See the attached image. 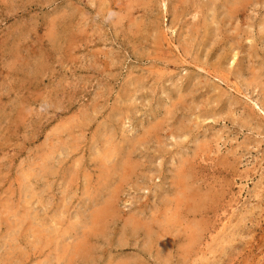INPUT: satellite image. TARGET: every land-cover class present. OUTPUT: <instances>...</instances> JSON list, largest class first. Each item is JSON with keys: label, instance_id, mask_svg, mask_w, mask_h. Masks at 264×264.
Instances as JSON below:
<instances>
[{"label": "rangeland", "instance_id": "374dc122", "mask_svg": "<svg viewBox=\"0 0 264 264\" xmlns=\"http://www.w3.org/2000/svg\"><path fill=\"white\" fill-rule=\"evenodd\" d=\"M132 263L264 264V0H0V264Z\"/></svg>", "mask_w": 264, "mask_h": 264}, {"label": "bare ground", "instance_id": "6f19581e", "mask_svg": "<svg viewBox=\"0 0 264 264\" xmlns=\"http://www.w3.org/2000/svg\"><path fill=\"white\" fill-rule=\"evenodd\" d=\"M212 1H213V0H212ZM225 1H226V0H225ZM212 3H213V2H212ZM222 3H223V2H222ZM222 3H221V4H222ZM231 3H232V2H231ZM221 4H220V5H221ZM231 5H232V4H231ZM250 5H251V4H250ZM216 6H217V5H216ZM221 6H222V5H221ZM226 6H227V5H226ZM222 7H223V6H222ZM228 8H229V7H228ZM238 8H239V7H238ZM220 9H221V8H220ZM235 9H236V8H235ZM217 10H218V9H217ZM217 10H216V11H217ZM232 10H233V9H232ZM238 10H239V9H238ZM213 11H214V10H213ZM205 13H206V12H205ZM240 13H241V12H240ZM234 14H235V13H234ZM234 14H233V15H234ZM224 16H225V15H224ZM226 17H227V16H226ZM226 17H225V18H226ZM173 19H174V18H173ZM223 19H224V18H223ZM237 24H238V23H237ZM212 27H213V26H212ZM214 27H215V26H214ZM142 30H143V29H142ZM141 32H142V31H141ZM212 33H214V32H212ZM215 33H216V32H215ZM251 34H252V33H251ZM216 35H217V34H216ZM218 35H219V34H218ZM208 36H210V34H208ZM208 36H202V37H207V38H208ZM209 38H210V37H209ZM203 39H205V38H203ZM205 40H206V39H205ZM201 42H202V41H201ZM205 42H206V41H205ZM203 43H204V42H203ZM200 44H201V43H200ZM227 44H228V43H227ZM158 50H159V49H158ZM218 55H219V54H218ZM250 61H251V60H250ZM260 85H261V84H260ZM171 102H172V101H171ZM99 125H100V124H99ZM132 143H133V142H132ZM139 143H140V142H139ZM139 143H136V145L139 144ZM132 145H133V144H132ZM130 148H131V147H130ZM132 148H133V147H132ZM135 148H136V147H135ZM129 150H131V149H129ZM129 150H128V151H129ZM122 153H123V152H122ZM128 154H129V153H128ZM126 158H127V157H126ZM126 161H128V160H126ZM126 161H125V162H126ZM121 162H122V161H121ZM121 162H119L120 165H121ZM194 163H195V162H194ZM122 164H123V163H122ZM128 164H129V163H127L126 166H128ZM120 165H119V166H120ZM193 165H194V164H193ZM121 166L125 167V164H124V165H121ZM121 166H120V168H121ZM183 166H184V165H183ZM183 168H184V167H183ZM192 168H193V167H191V169H192ZM118 169H119V168H118ZM124 170H125V168H124ZM189 171H191V170L189 169ZM189 171H188V172H189ZM181 172H182V171H181ZM184 172H185V171H184ZM177 173H178V172H177ZM192 173H193V172H192ZM179 174H180V173H179ZM179 174H178V175H179ZM193 174H194V173H193ZM176 176H177V175H176ZM192 176H194V175H192ZM177 178L179 179V177H177ZM192 178H193V177H192ZM192 178H191V179H192ZM193 179H194V178H193ZM195 179H196V178H195ZM196 180H197V179H196ZM196 180H195V181H196ZM183 181H184V180H183ZM192 183H193V182H192ZM196 183H197V181H196ZM178 184H179V182H178ZM184 184H185V183H184ZM188 184H189V183H188ZM185 185H186V184H185ZM176 186L178 187V185H176ZM182 186H183V185H182ZM187 187H189V186H187ZM187 187H186V188H187ZM191 187H192V185H191ZM183 188H184V187H183ZM186 188H184V190H186ZM210 188H211V187H210ZM189 189H190V187H189ZM197 189H198V188H197ZM201 189H202V188H201ZM208 189H209V188H208ZM184 190H183V191H184ZM190 190H191V189H190ZM211 190H212V189H211ZM187 191H188V190H187ZM196 191H197V190H196ZM200 191H201V190H200ZM108 192H109V191H108ZM178 192H179V191H178ZM180 192H181V191H180ZM181 193H182V192H181ZM181 193H179L178 195H180ZM183 193H186V192L184 191ZM195 195H196V194H195ZM204 195H205V194H204ZM109 196H110V195H108V197H109ZM200 196H201V195H200ZM110 197H111V196H110ZM112 197H113V196H112ZM187 197H189V196H187ZM196 197H197V196H196ZM196 197H195V198H196ZM178 198H179V197H178ZM185 198H186V197H185ZM197 198H198V197H197ZM111 199H112V198H111ZM105 200H106V198H105ZM177 200H178V199H177ZM181 200H182V199H181ZM186 200H187V198H186ZM109 201H110V200H109ZM111 201H112V200H111ZM189 201H190V200H189ZM205 201H206V200H205ZM107 202H108V201H107ZM205 203H206V202H205ZM107 204H108V203H107ZM211 204H212V202L210 203V205H211ZM102 206H104V204H103ZM179 206H180V204H179ZM107 207H108V206H106V204H105V206L100 210V212H99V210H97V211H96V212H98V213H97V216H98L99 214H102V213L106 212ZM109 207H110V206H109ZM185 207H186V206H185ZM202 210H204V209H202ZM199 211H201V210H199ZM199 211H198V212H199ZM204 211H205V210H204ZM207 211H208V210H207ZM185 212L187 213V211H185ZM199 214H201V213H199ZM184 215H185V214H184ZM191 215H192V214H191ZM209 215H210V214H208V216H209ZM94 216H95L96 219H97L96 214H95ZM100 216H101V215H99L98 217H100ZM172 216H173V215H172ZM204 216H205V215H204ZM242 216H243V215H242ZM187 217H188V216H187ZM260 217H262V216H260ZM201 218H202V217H201ZM228 218H229V217H228ZM94 219H95V218H94ZM132 219H133V218H132ZM203 219H204V217H203ZM207 219H208V218H207ZM209 219H210V218H209ZM133 221H134V220H133ZM153 221H155V219H154ZM206 221H207V220H206ZM150 222H151V221H150ZM197 222H198V221H197ZM134 223H135V222H133V224H134ZM141 223H142V222H141ZM153 223H154V222H153ZM153 223H152V224H153ZM156 223H157V222H156ZM158 223H159V222H158ZM146 224H147V222H146ZM152 224H150V226H152ZM99 225H100V224H99ZM159 225H160V224H159ZM199 225H200V224H199ZM222 225H223V224H222ZM138 226H139V225H138ZM153 226H155V225H153ZM220 226H221V225H220ZM127 227H128V226H127ZM144 227H145V226H144ZM231 227H232V226H231ZM132 228H133V227H132ZM137 228H138V227H137ZM142 228H143V227H142ZM152 228H154V227H152ZM187 228H188V227H187ZM190 228H192V227L190 226ZM193 228H195V226H194ZM202 228H204V227H202ZM229 228H230V227H229ZM139 229L141 230V227H139ZM195 229H196V228H195ZM198 229H199V228H198ZM204 229L206 230V228H204ZM140 230H139V231H140ZM190 230H191V229H190ZM178 231H179V230H178ZM199 231H200V230H199ZM201 231H202V229H201ZM203 231H204V230H203ZM221 231H222V230H221ZM233 231H234V229H233ZM143 232H144V231H143ZM143 232H142V233H143ZM154 232H155V231H154ZM167 232H168V230H167ZM169 232H171V231H169ZM152 233H153V232H152ZM171 233H172V232H171ZM194 233H195V232H194ZM197 233H198V232H197ZM219 233H220V232H219ZM130 234H131V233H130ZM134 234H135V231H134ZM145 234H146V233H145ZM217 234H218V233H217ZM77 235H78V234H77ZM148 235H149V234H148ZM188 235H190V234H188ZM144 236H145V235H144ZM149 236H150V235H149ZM163 236H164V235H163ZM196 236H197V234H196ZM199 236H200V235H199ZM215 236H216V235H215ZM219 236H220V235H219ZM221 236H222V234H221ZM197 237H198V236H197ZM222 237H224V236H222ZM227 237H228V236H227ZM190 238H191V237H190ZM192 238H193V237H192ZM199 238H201V236H200ZM214 238H215V237H214ZM216 238H217V237H216ZM224 238H226V236H225ZM152 239H153V238H152ZM164 239H165V238H164ZM185 239H186V237H185ZM187 239H188V237H187ZM227 239H228V238H227ZM233 239H234V238H233ZM195 240H196V239H195ZM197 240H198V239H197ZM197 240H196V241H197ZM217 240H218V238H217ZM160 241H161V240H160ZM181 241H183V239H182ZM221 241H222V240H221ZM231 241H232V240H231ZM165 242H166V241H165ZM198 242H199V240H198ZM198 242H197V243H198ZM218 242H219V240H218ZM194 243H195V242H194ZM225 243H226V242H225ZM168 244H169V243H168ZM190 244H191V246L193 245V243H191V242H190ZM216 244H217V243H216ZM78 245H79V244H78ZM152 245H153V244H152ZM206 245H207V244H206ZM223 245H224V244H223ZM169 246H170V245H169ZM225 246H226V245H225ZM189 247H190V246L188 245V248H189ZM82 248H83V247H82ZM169 248H170V247H169ZM194 248H195V247H194ZM205 248H206V247H205ZM216 248H218V249L220 250L219 247L216 246ZM223 248H224V247H223ZM189 249H193V248H189ZM212 249H214V248H212ZM212 249H211V250H212ZM218 249H216V250H218ZM83 250H84V249H83ZM150 250H151V249H150ZM197 250H198V249H197ZM207 250H208V249H207ZM211 250H210V252H211ZM216 250H215V251H216ZM145 251H146V250H145ZM178 251H179V250H178ZM186 251H187V250H186ZM186 251H185V253H186ZM192 251H193V250H192ZM201 251H202V250H201ZM212 251H214V250H212ZM220 251H221V250H220ZM223 251H224V250H223ZM240 251H241V250H240ZM159 252H160V251H159ZM195 252H196V251H195ZM199 252H200V251H199ZM80 253H81V252H80ZM80 253H79V254H80ZM83 253H84V252H83ZM149 253H151V252H149ZM166 253H167V252H166ZM176 253H177V251H176ZM191 253H192V252H191ZM200 253H202V252H200ZM205 253H206V252H205ZM213 253H214V254H213ZM213 253H212V254L215 256V252H213ZM77 254H78V253H77ZM167 254H168V253H167ZM167 254H166V255H167ZM183 254H184V253H183ZM188 254H189V253H188ZM192 254H193V253H192ZM194 254H195V253H194ZM80 255H82V254H80ZM177 255L179 256V253H177ZM185 255L187 256V254H185ZM202 255H203V254H202ZM209 255H210V254H209ZM209 255H208V256H209ZM178 256L176 257V259L179 258ZM191 256H193V255H191ZM198 256H199V254H198ZM164 257H165V256H164ZM170 257H171V256H170ZM182 257H183V256H182ZM194 257H195V256H194ZM196 257H197V254H196ZM199 257H200V256H199ZM199 257H198V258H199ZM209 257H210V256H209ZM209 257H207V258H209ZM184 258H185V257H184ZM188 258H189V257H188ZM192 258H193V257H192ZM211 258H212V257H211ZM211 258H209V259H211ZM226 258H227V257H226ZM194 259H195V258H194ZM209 259H208V260H209ZM219 259H220V258H219ZM158 260H159V259H158ZM178 260H179V259H178ZM187 260H189V259H187ZM197 260H198V259H197ZM208 260H207V261H208ZM139 261H140V260H139ZM182 261H183V260H182ZM185 261H186V260H184V262H185ZM199 261H200V259H199ZM201 261H202V260H201ZM210 261H211V260H210ZM81 262H82V261H81ZM189 262H190V261H189ZM194 262H195V261H194ZM176 263H177V262H176ZM195 263H196V262H195ZM201 263H202V262H201ZM213 263H214V262H213ZM132 264H133V263H132Z\"/></svg>", "mask_w": 264, "mask_h": 264}]
</instances>
